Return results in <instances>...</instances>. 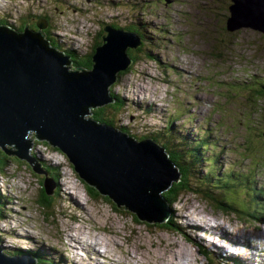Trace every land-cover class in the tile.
<instances>
[{
  "label": "rangeland",
  "instance_id": "374dc122",
  "mask_svg": "<svg viewBox=\"0 0 264 264\" xmlns=\"http://www.w3.org/2000/svg\"><path fill=\"white\" fill-rule=\"evenodd\" d=\"M230 3L231 0H0V17L17 27L23 28L28 22V26L39 30L37 16H44L48 19L45 36L53 37L54 46L59 50L76 49L80 54L91 51L104 34L105 24L113 23L119 29H126L128 23L146 26L143 32L152 41L150 51L157 59L138 60L132 65L133 71L116 82L114 90L126 100L118 122L143 136L163 129L170 119L178 133H187L191 138L209 130L217 140L219 150H213L218 152L222 167L235 165L233 161L243 156L244 161L235 169L245 172L247 169L239 167L253 160L264 167V157L260 156L264 154L260 150L264 146V98L255 102L260 109L251 111L247 106L252 87H257L251 82L252 75L258 81L264 77V33L245 26L225 31ZM249 76L250 84L236 83ZM35 139L31 154L57 166V186L47 207L42 206L38 198L43 175L34 173L22 157L7 153L8 160L0 173V246L5 249L29 255L27 250L41 247L59 264H76L79 257L74 256L66 239L71 234L74 240L92 241L95 249L110 256L100 257L101 264H111V259L115 260L113 264H162L165 250V256L170 255L168 261H178L176 264L218 262L207 252L203 256L198 246L185 239L181 232L188 233L193 227L187 222L183 229L178 226L183 224L178 221L179 207L197 220L211 219L210 223H222L224 229L264 242L262 223L215 210L191 192L171 205L174 212L167 228L135 219L134 213L120 209L105 195L90 197L66 156ZM176 150V157L190 153L183 144ZM255 172L257 178L252 180L264 187V169ZM239 188L229 195L230 202L247 210L245 189ZM196 237L206 246L222 247L220 252L213 250L220 255L241 257L244 264L260 259L245 253V247L229 246L228 235L221 230L199 232Z\"/></svg>",
  "mask_w": 264,
  "mask_h": 264
},
{
  "label": "water",
  "instance_id": "95a60500",
  "mask_svg": "<svg viewBox=\"0 0 264 264\" xmlns=\"http://www.w3.org/2000/svg\"><path fill=\"white\" fill-rule=\"evenodd\" d=\"M228 9V30L245 26L264 33V0H231ZM44 25L38 21L39 30L28 22L22 30L0 25V148L45 174L44 192L51 194L57 183L40 166L43 159L31 155L28 135L45 140L120 209L145 222L166 221L174 209L170 206V215L162 191L179 180L180 172L164 148L90 116L92 108L114 100L109 85L130 65L127 48L137 47L140 35L105 24L91 68L74 69L69 56L44 39ZM15 252L0 246V264H36L31 255Z\"/></svg>",
  "mask_w": 264,
  "mask_h": 264
},
{
  "label": "trees",
  "instance_id": "16d2710c",
  "mask_svg": "<svg viewBox=\"0 0 264 264\" xmlns=\"http://www.w3.org/2000/svg\"><path fill=\"white\" fill-rule=\"evenodd\" d=\"M227 10H229L228 7ZM4 16L6 15L4 14ZM2 24H8L9 27L15 28L16 30L22 29V26L17 27L15 25H11L12 23H9L7 21V18L5 19L1 16L0 25ZM111 25L117 27V25L113 23H111ZM140 25L141 23H130L127 26L128 29L134 30L139 33V35L141 36V45L137 46L134 49L127 50V55L131 59L130 65L117 73L116 80L108 89L109 94L111 95V97H113L114 100L111 103L92 108L90 115L92 119L119 127L122 131L126 133L130 132V128L128 126L120 124L118 122L119 119H117L118 115H120L121 112L125 110L124 106L126 104V100L125 98L120 96L119 92H116V90H114V86L124 74L133 71L132 65L138 60H141L145 57L153 60L157 59L150 51V49H152L151 46H153L152 41L150 42L148 39H146V35L143 32V30H146V26L142 28ZM224 28L225 31H231L228 30L226 24L224 25ZM44 39L48 41L49 45H55L53 37H49L48 35L44 37ZM100 43V40H98V42L94 44L88 54H80L76 49L71 48H65L64 52L71 56V61L73 62L72 66L76 65L82 66L86 69H90L92 66V55L95 51V46ZM144 43H146L148 49L146 48V46H144ZM252 77V79L251 76H249V78L246 77V80L239 81L240 83L236 82L242 85L243 83H249L248 79H251L253 85L257 84V87H252V91L250 92L252 99L249 100L247 103V106L249 107L248 109L251 111H253L254 109H260L261 107L255 105V102L259 99L264 98V77L259 81L256 80L257 76L252 75ZM172 123L173 120H170L167 124H165L163 129L152 130L148 133V135L144 136V138L147 136L151 137L157 143L164 146L165 150L169 154V158L173 161V163L178 168V171L181 174L178 185L175 188L172 187V189L168 190V192H166L165 194H162L169 204L170 215V206L173 205L183 194L191 192L198 194L199 197L206 202V205L214 208L215 210H221L226 213H233L237 215L240 220H252L257 223H262L261 225H263L264 187H258L260 185L252 179L257 178V173L255 171H261L262 169H264V167L260 168L259 166L261 165H256L257 163H255L253 160V163L251 162L249 165L239 167V169L241 170L247 169L245 170V172L236 170L235 166L242 164V162L244 161L243 156L241 157V160L233 161L235 165L230 163L231 165H228L227 167H222V164L217 158L219 154L213 151V144H215V142H211V138L213 137L210 136L209 131L203 132V136L191 138L190 135H188L187 133H178V131L174 129ZM41 143L45 146L49 145L47 141H43ZM181 144L185 145V147H187L190 152L189 155H187L186 157H176L177 146ZM55 148L57 149V147ZM260 150H263L264 152V146ZM260 156L264 157V154H261ZM7 158L8 156L0 151V173L3 171V167L5 166L6 161L8 160ZM44 165L49 171V174L53 177V181L54 179L57 180L58 168L47 163H44ZM225 170H228V172H226ZM83 183L85 186V191L90 197L97 198L100 195V193L94 187L88 185L84 181ZM233 184H235V186L231 188V185ZM239 186H242L245 189L243 200L244 203L248 204L247 210L238 208L230 202L229 195H232L236 191L241 189L239 188ZM39 188L40 191L38 202L42 206L47 207L46 205L50 201L49 199H51L53 196L47 195L41 186ZM1 198L2 197L0 196V207ZM133 216L135 219H137L136 215L133 214ZM1 218L2 214L0 211V219ZM169 219L170 217L168 218V221L159 223V226L167 228L168 225L171 224ZM198 250L203 256L206 255V251L204 249L201 250L200 248H198ZM9 253L14 252L9 251ZM26 253L31 254L32 258L36 260V264H59L54 261L51 256L46 254L41 247H36V249L34 250H27ZM232 259L235 264H244V262L239 260L238 258ZM211 263L217 264L216 262L210 260L209 264Z\"/></svg>",
  "mask_w": 264,
  "mask_h": 264
},
{
  "label": "bare ground",
  "instance_id": "6f19581e",
  "mask_svg": "<svg viewBox=\"0 0 264 264\" xmlns=\"http://www.w3.org/2000/svg\"><path fill=\"white\" fill-rule=\"evenodd\" d=\"M82 207H84V206H82ZM177 210L179 211V215H180V218H178V221L179 222H183V224L182 223L178 224V226L181 229H183V226H185V222H187V224L190 227H193V228L195 227L192 231H189L188 233L187 232H184V233L181 232L185 236V239L188 240L189 243L195 244L201 250L204 249L208 254H210L213 257H215L218 260V262L215 261L217 264H235V262L233 261L232 257L229 256V255H224V254L222 255L221 254L222 255L221 256L220 254L216 253V252H220L222 247L220 249L219 247H216L214 245L210 246L209 244L206 246V244H204L203 241H201V239H197L196 235L199 232H202V234H203V231L209 232L210 230L211 231H215V229L221 230V231L225 232L228 235L229 241L227 240V242H228L229 246H232L234 248L245 247V250H246L245 253L251 254L253 256H257L261 260H264V245L263 246H257L258 242L260 244H264V242H261V241H259L258 239L254 238L252 236L250 238L249 235L244 234V233H243L244 234L243 236L239 235V234H242V233L238 234V233H236L237 231H235V230L224 229V226H223L222 223H218V224L216 222L215 223H210L209 221H211V219L209 220V219H207V218L205 219L203 217L204 219L201 218V220H199V219L197 220L191 213H187V214L182 213V210H184V208H180L179 207V208H177ZM198 222H200V223H198ZM196 228H200V229H196ZM72 237H73V235L67 234V238L66 239H67V243L70 244L71 251H74V256H78L79 257V260L76 261L78 263H76V264H86L87 262L91 263V261H94L97 264H101V260L99 259L100 257L105 258V259L110 257L107 254H103V252L100 253L97 249H95V247H94L95 244L92 241H88V242L87 241H83V240H78L77 241V240H74ZM254 243H255L256 248L254 246ZM78 250H79V252H78ZM213 250L216 251V252H214ZM81 251H84L85 254H83V252H82V255H81L80 254ZM105 251L107 253H109L110 249L107 248ZM165 251H167V250H165ZM165 251H163L164 254L162 256V264H176L178 262L177 260H176L177 262H175L174 260L168 261V258H169L170 255L168 254V257L165 256ZM179 253L180 252H178V254ZM183 255L184 254L182 253V256ZM180 258H181V256H180ZM81 259H85V261H87V262H84ZM113 261H115V260L111 259L110 263L113 264ZM178 264H181V263H178ZM182 264H184V263H182Z\"/></svg>",
  "mask_w": 264,
  "mask_h": 264
},
{
  "label": "clouds",
  "instance_id": "9594fccd",
  "mask_svg": "<svg viewBox=\"0 0 264 264\" xmlns=\"http://www.w3.org/2000/svg\"><path fill=\"white\" fill-rule=\"evenodd\" d=\"M37 18H38V21H40V22H45V25H44V27H43V29H41V31H45V29H46V31H48V29H47V26H48V19L46 18V17H44V16H37ZM227 19V18H226ZM37 21V22H38ZM37 22H36V27H37ZM130 23H128L127 24V26L129 25ZM111 25V24H110ZM112 26V25H111ZM125 27L126 29H124V30H131V29H128V27ZM142 28L144 27L143 25H140ZM24 27V26H23ZM30 29H32V30H36V29H34V28H32V27H30V26H28ZM114 27V26H113ZM38 28V27H37ZM114 28H119V27H114ZM15 29V28H14ZM23 29V28H22ZM22 29H19V30H22ZM16 30V29H15ZM102 30H103V32H104V29L102 28ZM131 31H134V30H131ZM136 32V31H135ZM138 33V32H137ZM104 34H105V32H104ZM103 34V35H104ZM139 34V33H138ZM46 37V36H45ZM100 42H102V37L100 38ZM99 45V44H98ZM141 45V36H140V44L138 45V46H140ZM54 46V45H53ZM97 46V45H96ZM56 47V46H55ZM57 48V47H56ZM136 48V47H135ZM128 49H134V48H127V50ZM121 71V70H120ZM111 103V102H110ZM108 104V103H107ZM122 113V112H121ZM113 126V125H112ZM116 127V126H115ZM204 131H206V130H204ZM151 138V137H150ZM31 141H32V144H31V148H32V146L34 147V144H35V141L34 140H32L33 139V137L31 136ZM35 140H38V142H39V139H35ZM43 141H45V140H41V142H43ZM50 145V144H49ZM50 146H52V145H50ZM52 147H54V146H52ZM31 148H30V153H31ZM55 148V147H54ZM58 149V148H57ZM59 150V149H58ZM0 151L1 152H3L4 154H6L7 155V152L5 151V150H3L2 148H0ZM61 151V150H60ZM214 152H215V150H213ZM62 152V151H61ZM63 153V152H62ZM64 154V153H63ZM32 155V154H31ZM65 155V154H64ZM8 156V155H7ZM32 156H34V155H32ZM66 156V155H65ZM66 158H67V156H66ZM68 159V158H67ZM69 161V160H68ZM27 162V161H26ZM70 162V161H69ZM44 163H47V164H51V163H49V162H46V161H42L41 162V164H40V166L49 174V171L46 169V166L44 165ZM27 164L29 165V163L27 162ZM52 165V164H51ZM72 165V164H71ZM30 166V165H29ZM52 166H55V165H52ZM55 167H57V166H55ZM31 168V167H30ZM72 168H73V166H72ZM3 169H4V167H3ZM32 170V169H31ZM74 170V169H73ZM33 171V170H32ZM75 171V170H74ZM34 172V171H33ZM34 173H36V172H34ZM36 174H42L43 176H42V178H41V180H40V186L43 188V179H44V177H45V174H43V173H36ZM77 174V173H76ZM50 175V174H49ZM78 175V174H77ZM51 176V175H50ZM180 176H181V174H180ZM52 177V176H51ZM79 177V176H78ZM53 178V177H52ZM80 178V177H79ZM81 179V178H80ZM82 181H84L83 179H82ZM178 181H180V178H179V180ZM85 182V181H84ZM172 185V184H171ZM170 185V186H171ZM169 186V187H170ZM168 187V188H169ZM43 190H44V188H43ZM166 190V189H165ZM164 191V190H163ZM194 194V193H193ZM196 194V193H195ZM47 195H54V194H47ZM198 195V194H197ZM104 196V195H103ZM163 196V195H162ZM199 196V195H198ZM164 198V197H163ZM180 198V197H179ZM179 198H178V200H179ZM165 199V198H164ZM166 200V199H165ZM177 200V201H178ZM177 201L174 203V204H176L177 203ZM167 202V201H166ZM173 204V205H174ZM116 206V205H115ZM135 215V214H134ZM2 219V218H1ZM166 221H168V219L166 220ZM196 229H200V228H196ZM206 232L205 231H203V234H205ZM100 248H102V247H100ZM29 255H31V254H29Z\"/></svg>",
  "mask_w": 264,
  "mask_h": 264
},
{
  "label": "flooded vegetation",
  "instance_id": "af4514ba",
  "mask_svg": "<svg viewBox=\"0 0 264 264\" xmlns=\"http://www.w3.org/2000/svg\"><path fill=\"white\" fill-rule=\"evenodd\" d=\"M8 151H9V153H10V149H9Z\"/></svg>",
  "mask_w": 264,
  "mask_h": 264
}]
</instances>
